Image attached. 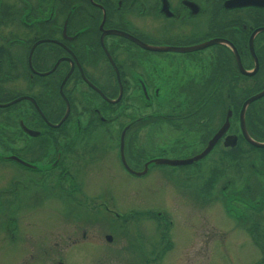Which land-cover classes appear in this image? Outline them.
Segmentation results:
<instances>
[{"label":"flooded vegetation","instance_id":"obj_1","mask_svg":"<svg viewBox=\"0 0 264 264\" xmlns=\"http://www.w3.org/2000/svg\"><path fill=\"white\" fill-rule=\"evenodd\" d=\"M261 29L264 0H0V252L9 264H97L101 252L131 247L139 264L142 253L156 263L175 245L176 221L195 239L170 210L115 213L92 185L115 150L133 179L181 177L171 203L199 213L214 200L223 239L263 241L264 149L251 143L264 145V96L241 113L264 91ZM215 138L203 158L176 164ZM196 222L205 225L203 213ZM156 234L160 244L145 252Z\"/></svg>","mask_w":264,"mask_h":264},{"label":"rangeland","instance_id":"obj_2","mask_svg":"<svg viewBox=\"0 0 264 264\" xmlns=\"http://www.w3.org/2000/svg\"><path fill=\"white\" fill-rule=\"evenodd\" d=\"M117 152H111L113 157V163L111 165L106 164L104 168H100L101 173L98 177L92 179V185L97 188H105L107 191L105 196L110 198V204H114V211L117 214H133V212L143 213L148 212V206H155L158 210L167 211V215L170 216V211L174 213L173 218H181L186 222L187 226L191 227L195 234V239H186L185 235H181L183 226L180 225V221L175 222L174 229L177 230L174 235L170 236L172 239L175 238V245L173 244L171 250L166 255H158L156 257L158 264H262L264 263V240L257 242H251L250 240L241 239V237H223L218 234L219 229H214L215 223L218 221L216 215V202L214 200L206 202L202 207L204 211L198 213V209L192 206H186L181 201L177 204V200L173 199L171 190L175 186H181L184 181H180L175 176H161V175H148L146 178L133 179L121 170L118 164ZM257 154L248 153L247 159L257 158ZM109 171V172H108ZM145 174V173H144ZM223 178V177H221ZM223 180V179H221ZM225 181L228 178L224 179ZM112 201V202H111ZM118 202V205L116 204ZM152 205H151V204ZM216 207V208H215ZM113 211V212H114ZM47 215L48 211L45 212ZM135 214L134 216L138 215ZM154 213V211H153ZM205 219V225L198 226L196 222L197 214H202ZM54 217V215H52ZM114 216L112 213L108 217ZM142 216V215H141ZM140 216V217H141ZM151 217V216H150ZM171 217V216H170ZM189 221V222H188ZM52 224V228L55 223L46 222L45 225ZM150 224V223H149ZM186 226V227H187ZM48 227V228H47ZM45 227V232H51L50 226ZM149 230L151 229L148 225ZM49 230V231H48ZM179 230V231H178ZM187 232V231H186ZM47 233V234H48ZM58 236V235H57ZM180 236V237H178ZM225 236V234H224ZM190 244L189 247L185 246V240ZM57 240L56 238L51 241ZM160 236L156 234L154 238L147 239L145 246L142 249H150V243L160 244ZM45 243L52 245L51 242L48 244L47 237L44 238ZM167 244L162 243L158 246V249L165 247ZM134 249V247H131ZM131 248H127L128 252H124L122 255L110 254L103 251L98 255L97 264H139V260L135 257V254ZM168 248V249H169ZM48 249V248H47ZM116 250V248L114 249ZM158 251V250H157ZM160 252V251H159ZM148 253H142L140 264H156L155 262L147 259ZM146 256V257H144ZM13 258L15 256L13 255ZM36 259V258H35ZM146 259L145 262L143 260ZM155 259V258H150ZM53 260V259H52ZM51 260V261H52ZM50 259L45 257L41 258L40 262L36 264H51ZM10 258L5 255L4 252H0V264H9ZM74 264H85L82 259H75Z\"/></svg>","mask_w":264,"mask_h":264},{"label":"water","instance_id":"obj_3","mask_svg":"<svg viewBox=\"0 0 264 264\" xmlns=\"http://www.w3.org/2000/svg\"><path fill=\"white\" fill-rule=\"evenodd\" d=\"M252 4H253L254 6H257V5H260L261 3H258V2L255 1V2H253ZM260 31H264V29H261ZM262 96H264V91H263L262 93H260L259 95L253 97V98L250 99L249 101H246L245 104L243 105V109H242L241 113H242V114L244 113L245 108L248 106V103H249V102H251L252 100H255L256 98L262 97ZM242 125H243V121H242ZM216 138H217V137H216ZM216 138L212 141V143H210V144L208 145V147H207V148H206L201 154H199V155L196 156L195 158L190 159V160H188V161H184V162H178V163H176V164L186 165V164L193 163V162H195V161H197V160L203 158V157H204V156L210 151V149L215 145ZM251 144H252V146H254L255 148L264 149V145H262V144H257V143H253V142H252ZM121 158L123 159V151H121ZM130 173H132L133 175H136V176H141V175L144 174V173H139V174H138V173H134V172H132V171H130Z\"/></svg>","mask_w":264,"mask_h":264}]
</instances>
